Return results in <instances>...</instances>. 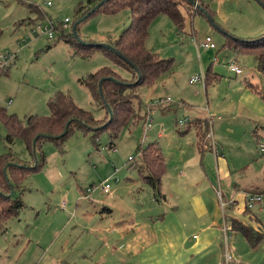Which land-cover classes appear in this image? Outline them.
Returning a JSON list of instances; mask_svg holds the SVG:
<instances>
[{
  "label": "rangeland",
  "instance_id": "obj_1",
  "mask_svg": "<svg viewBox=\"0 0 264 264\" xmlns=\"http://www.w3.org/2000/svg\"><path fill=\"white\" fill-rule=\"evenodd\" d=\"M82 1L0 0V55L15 56L7 66L8 75L0 77V108L8 114L20 120L26 116L47 117L50 114L48 101L62 93L101 122L105 110L93 101L80 80L102 68L114 71L123 81L131 80V74L100 49H92L88 56L80 55L82 47L66 44L58 33L53 39L32 34V28L37 25L66 19L69 21L66 31L71 32L80 19L74 10ZM194 1L197 4L198 0ZM200 1L209 5L211 21L195 10H191V14L182 10L186 18L182 30L164 15L151 22L144 47L161 61L172 60V69L163 77L167 78L163 86L136 89L137 94L142 93L141 101H133L137 119L120 130L114 149L109 148L107 133L100 132L96 140H92L94 132L74 129L60 148L43 140L41 150L37 148L33 154L19 140L7 144L6 132L0 123V156L11 152L30 167L40 164L44 158L42 168L22 181L23 191L19 197L23 208L17 217L5 223L0 233V264H49L48 260L59 250L61 238L73 237L75 224L87 225L92 218L109 213L104 208L114 209V213L109 214L115 221L142 209L154 217L160 215L152 213L164 209V204L168 203L161 195L155 199L153 191L139 182L138 175L141 161L137 150L154 143L156 130L163 134L160 144L168 171L166 178L182 172L207 173L205 177L197 175L185 181L188 188L184 187L190 195L176 194L177 187L169 182L171 180L163 179L161 194L165 193L170 204L180 203L181 208L189 210L192 203L187 202V198L198 195L206 198L204 186L209 181L214 190L209 187L208 193L219 207L235 193L234 185L255 191L263 186L264 133L259 128H264V73L257 71L252 56L223 49L222 32L239 40L259 38L264 34V9L255 0ZM30 4L40 9L39 14L31 12ZM129 23L130 13L126 9L114 14L98 11L79 24L76 37L86 45H110ZM206 37L211 38L217 50L197 47ZM24 38L27 39L23 43ZM214 58L217 62L213 72L219 80H210L204 87L206 67ZM203 62L206 66L201 71ZM230 63L238 65L241 74L231 73ZM197 76L203 81L189 85V80ZM154 88L159 90L154 96L157 99H169L170 104L178 107L183 104V107L163 115L155 112L152 115L154 128L145 132L144 114ZM195 117L199 124L176 126L177 121L189 119L191 122ZM204 142L208 150H202ZM216 155L226 161L231 172L229 178L220 182L216 178ZM251 215L264 235V210L253 208ZM221 237L209 255L196 259L194 264H225V247L230 255L228 264H264V236L255 250L238 233L226 231ZM55 238L56 243L51 247ZM191 239L187 237L186 244L193 242ZM41 249L50 250L45 261H42Z\"/></svg>",
  "mask_w": 264,
  "mask_h": 264
},
{
  "label": "trees",
  "instance_id": "obj_2",
  "mask_svg": "<svg viewBox=\"0 0 264 264\" xmlns=\"http://www.w3.org/2000/svg\"><path fill=\"white\" fill-rule=\"evenodd\" d=\"M255 1L264 9V0ZM28 6L31 12L39 14L38 7L32 4ZM124 9L130 13L129 26L110 45L126 60L107 49L80 43L73 36L72 31L67 32L61 29L60 23H55L57 24L56 34L58 33L60 40L71 46L82 47L80 55L88 56L92 49H100L117 66L131 74L132 78L127 82L121 80L114 71L102 68L80 80V83L90 92L93 101L105 110L104 120L97 122L89 112L78 108L68 95L57 93L48 101L50 114L47 117L26 116L20 120L16 115H10L5 109L0 108V123L5 129L4 141L7 144L11 145L19 140L24 143L28 151L34 154L37 148L41 150L43 140H48L60 148L64 139L74 129H78L84 132H94L92 140H96L100 132L107 133L109 148L114 149V143L120 130L128 124H134L137 119L133 107V101L138 100L136 89L152 86L160 76L172 68V60L161 61L144 47L151 22L157 16L164 15L178 30H182L186 19L182 10L188 14H191V10H195L198 15L206 17L209 21L212 17L209 5L199 0L196 6L188 0H83L74 10L75 16L80 18L75 23L76 30L81 22L98 11L114 14ZM222 35L225 41L223 49L227 48L242 55L252 56L257 71L264 73V34L252 40H239L223 32ZM7 66L0 68V77L8 75ZM213 79L216 81L219 78L214 75L211 77L208 72L205 77V86ZM95 125L96 128L93 129ZM259 129L264 133V128ZM253 134L258 141L259 136L255 130ZM137 152L141 161L138 170L139 178L153 191L156 199L158 195L160 196L161 178L166 171L162 151L154 142L144 147L140 146ZM43 163L44 158L42 157L40 164L30 167L26 163L23 164L11 152L0 156V233L3 232L5 223L17 217L23 208L19 197L23 191L22 181L38 172ZM11 192H13L12 196H10ZM242 216L250 220L253 218L251 209L247 208L246 203ZM227 222L232 231L240 234L251 249H256L262 242L264 235L260 227L256 229L252 224L236 219H228Z\"/></svg>",
  "mask_w": 264,
  "mask_h": 264
},
{
  "label": "crops",
  "instance_id": "obj_3",
  "mask_svg": "<svg viewBox=\"0 0 264 264\" xmlns=\"http://www.w3.org/2000/svg\"><path fill=\"white\" fill-rule=\"evenodd\" d=\"M193 42L194 44L196 43L195 40ZM197 47L202 50L204 49L203 47H201V45ZM212 50H217V47L215 46V49ZM216 62L217 59L214 58L213 63H209V65L206 67V76L208 72H210L211 75L214 74L213 65ZM205 66L206 64H204L203 62V65L200 67L201 71H204ZM167 73L160 76L159 79L150 87L156 85V87L163 86L162 83L167 80V78L163 79V77ZM239 74H241V71ZM214 76L217 77L218 75L214 74ZM203 86L206 87L205 82ZM158 91L159 90L157 88H154V90L151 91V99L149 101L151 117L155 112L163 115L172 110L176 111V107H183V104L179 107L174 106L173 104H170V101H163L161 102V104L153 105V101L157 99V97L154 96L158 94ZM141 94V92L140 94H138L137 101H141ZM188 123H198V118H193L191 122L189 119H187V122L182 125L178 124L177 121L176 126L178 127L179 125L178 128H180ZM153 128L154 122H152V126L148 131H151ZM162 136V131L156 130V138L152 140L156 143V140L159 139L157 141V144L159 145L160 149H162V146L160 144V140H162L163 138ZM202 146V150L209 149V146H207V143L205 142ZM262 150L264 152V149ZM214 157L217 164V180H219L220 182L225 178H229L231 172L228 169L226 161L219 155H216ZM167 172L168 171L166 170L165 174L161 178L160 195L161 198L164 197V201L168 204H164V209L160 208L157 209L155 213H152H160V215L154 217L153 215H150L149 212L142 209L139 212L131 214L128 218L122 216L120 217V219H118V221H115L113 219H110V214L114 213V209L104 208V211H107L110 214L103 213L104 215H101V217H94L87 225L75 224L76 227H78L80 230L75 227V230L77 232L75 231V235L73 237L70 236L69 238H61V243L58 245L59 250L57 248L58 252L50 258V260L52 261L48 260V263L194 264L196 259L209 255L211 248L214 247L216 242L220 241V239L222 238L221 236L223 226L231 228L230 224L227 222L228 219L245 221L248 224H253L252 226L256 227V229L260 227L255 221H253L254 217L251 220L248 218H243L242 211L246 203V195L263 193L264 184L257 191L246 189L245 187H241L240 185H234L235 193L230 197V200L224 203V208L223 210H221V207L223 206H217V204H215L214 202L213 196L209 195L208 193L209 187L210 189L214 190V186L212 182L209 181V177H206L209 181V183H206L204 186V191L207 193V197L201 199V195H198L197 197L195 196L190 200H188L187 198V202L192 203L188 210L187 207L181 208L182 205L180 203L170 204L165 193L163 195L161 194L162 190L164 189L163 179L166 178L165 176ZM204 172L176 173L177 175L172 174L166 179H170L171 181L169 182L174 184V187H177L176 194L181 193L182 195H190L184 187L186 186L184 185L185 181L191 178H195V176L197 175H200L201 177L207 176V173ZM117 173H115V175ZM177 180L179 182H177ZM139 182L142 183L141 180ZM181 187L184 191H182ZM186 187L188 188V186ZM171 193H173V191H171L170 194ZM196 198H200L199 201L196 202ZM61 208L63 209V207ZM253 208H257V210L263 211L264 203L257 204ZM179 211H182V213L179 214ZM186 212L190 213L187 214ZM187 237H191V240L193 242H191L190 244H186ZM229 237L231 238V236L228 235L227 239ZM52 243L53 244L50 245L51 247L55 245L56 238L52 241ZM41 251L42 261H45L50 250L41 249Z\"/></svg>",
  "mask_w": 264,
  "mask_h": 264
},
{
  "label": "built area",
  "instance_id": "obj_4",
  "mask_svg": "<svg viewBox=\"0 0 264 264\" xmlns=\"http://www.w3.org/2000/svg\"><path fill=\"white\" fill-rule=\"evenodd\" d=\"M49 4V3H48ZM68 23L69 21L66 19L63 22H60V27L63 30H67L68 29ZM56 25L54 22L49 21L45 26L42 25H37L34 28H32L31 32L33 35L35 36H39V35H44L46 36L48 39H53L56 33ZM27 38H24L21 40V42H25ZM201 47H203L204 49H215V44L212 42L210 37H206L204 39V41L202 43H200ZM15 58L14 54L11 53H4L0 55V68L5 67L7 65H9L13 59ZM228 68L231 72L235 73V74H239L240 73V68L235 65V64H228ZM203 80L201 79L200 76L197 77H193L189 80V84H199L201 83ZM163 101H170L169 99L166 100H161V99H156L153 101V105H157L160 104ZM145 124H144V131H148L151 126H152V122L153 119L151 117V110L148 107L147 108V113L145 115ZM187 122V119L184 120H180L178 121V124L182 125L184 123ZM105 193H109L108 189H104ZM264 203V194H247L246 195V206L248 209H252L255 205L257 204H262ZM65 204L62 205V207H64ZM224 207V204L222 205ZM226 231H231L230 227L227 226H223L222 232H226ZM225 237H227V235H225ZM224 258H225V264H228L229 260H230V255L227 252V249L225 247L224 249Z\"/></svg>",
  "mask_w": 264,
  "mask_h": 264
},
{
  "label": "water",
  "instance_id": "obj_5",
  "mask_svg": "<svg viewBox=\"0 0 264 264\" xmlns=\"http://www.w3.org/2000/svg\"><path fill=\"white\" fill-rule=\"evenodd\" d=\"M188 2L189 3H191V4H193L194 6H196L197 4H196V2L194 1V0H188ZM98 5H100V4H98ZM83 20V19H82ZM81 20V21H82ZM80 21V22H81ZM72 33H73V36L77 39V37H76V26L74 25V27H73V29H72ZM78 40V39H77ZM79 41V40H78ZM80 43H82V44H85V43H83V42H81V41H79ZM86 45V44H85ZM88 45V44H87ZM90 46H98V47H101V48H104V49H107V50H109V51H111V52H113L115 55H117L119 58H121V59H123V60H126L117 50H115L111 45H108V44H90ZM129 63V62H128ZM110 114V113H109ZM13 195V192H11V194H10V196H12Z\"/></svg>",
  "mask_w": 264,
  "mask_h": 264
}]
</instances>
